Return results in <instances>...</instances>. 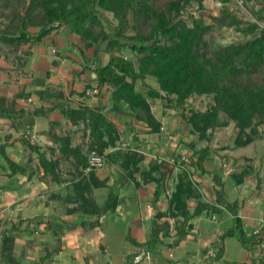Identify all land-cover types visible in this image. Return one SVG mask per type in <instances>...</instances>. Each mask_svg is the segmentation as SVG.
Returning a JSON list of instances; mask_svg holds the SVG:
<instances>
[{"label": "trees", "instance_id": "trees-1", "mask_svg": "<svg viewBox=\"0 0 264 264\" xmlns=\"http://www.w3.org/2000/svg\"><path fill=\"white\" fill-rule=\"evenodd\" d=\"M10 0H0L2 7L8 6ZM19 6L24 7L18 13L16 26L13 31H1L0 41L9 44H44L46 41H54L63 27H67L73 35L79 38L78 44H74L77 50L85 58L81 74L89 67L91 60L86 53L93 52V61L99 58L101 51L108 54L107 62L98 64L94 71L95 80L99 86H107L110 91V110L135 119H142L148 123L151 134L160 133L162 122L155 116L152 105L156 99H160L165 106L175 109L188 126H194L193 132L199 133V138L204 139L206 133L221 113L235 120V125L241 130L252 125V115L255 112L264 114V83L256 84L251 76L264 66V31L244 42H232L211 49L212 56L206 57L200 54V46H205L206 32L212 26L205 22L204 17L199 19L185 18L179 15L183 7L184 13L191 2H196L203 8V0H183L181 7L179 1L171 2L169 10H175L176 15H168L163 9H155L151 6V0H17ZM226 1V0H225ZM181 7V8H180ZM182 10V11H183ZM250 10L258 19L264 20V6L256 0ZM110 12L116 24L105 21L104 13ZM152 12L158 20L157 23L145 33L141 29V14L148 15ZM183 13V12H182ZM211 18L226 26H231L241 33H253L257 30L254 23H246L242 26V18L235 8L224 4L221 8L211 10ZM187 19L191 24H187ZM108 24V25H107ZM39 27L36 33L30 28ZM106 43L102 48L101 44ZM138 53V65L129 59L128 52ZM59 52V51H58ZM205 52V51H204ZM32 52H28L29 56ZM56 61H53L55 63ZM27 62H25L26 64ZM51 71L47 72L50 78ZM140 84V85H139ZM90 86H86L81 92L87 94ZM167 92L171 98L169 102L162 98V93ZM214 94V104L211 109L197 110L191 107L190 113H180L181 107L192 94ZM36 94L42 101L48 102L40 107H19L18 100L28 99ZM123 102L127 104L124 106ZM183 108V107H182ZM58 111L70 125L83 123L90 134L89 147L81 138H72L69 133L60 134V121H50L51 128L48 134L58 144L59 151L52 157H48L47 151H42L41 146L32 144L26 136L21 140L32 152L37 153L38 162L48 177L58 179L59 166L62 161H71L69 178L72 183L67 195L69 203L65 211L67 213H80L84 218L94 217V220L83 219L85 228H93L103 217H107L116 211L119 194L116 187L119 181L126 179L127 184H138L140 178L143 182H155L153 202H156L164 189H169L172 177V169L166 166L165 161H151L149 170L142 169L144 154L137 148L133 149L129 143L121 147L122 134L113 120L107 116L102 108H92L88 104H81L74 108L71 106V97L64 90L53 87L50 82L44 88L29 89V85L20 84L11 97L0 95V115L9 123L11 128L28 130L33 127L36 117L49 118L50 114ZM133 111V113H132ZM123 117V118H124ZM259 122L264 123V119ZM226 123V122H223ZM129 129L135 131L132 122L127 121ZM257 138H264V132L256 129L246 134L244 140L236 142L237 147H246ZM134 141L140 144V139L135 132ZM177 142H182L180 138ZM192 140L189 144L195 149V164L202 173H208L205 162L216 150L209 146L199 148ZM196 143V142H195ZM6 143H0V153L9 161L14 170H25L17 161L10 159L6 152ZM95 149L105 157L107 164L112 168L111 175L101 176L96 169L85 172L88 163V152ZM139 148V147H138ZM196 154V155H195ZM176 190L168 200V210L159 211L153 218L149 241L140 243L130 234L126 239L134 245L145 248L157 263L161 251L155 248L157 243H162L163 238L171 233L170 222L162 221L169 216L175 219L176 239L175 244L188 235L193 229L192 220L201 216L205 210L210 213L216 207L204 200V195L193 180V172L182 168ZM158 171L155 176L154 172ZM212 175L211 173H209ZM114 178V183L105 197L104 203L99 205L95 195V188L108 186V182ZM215 181L214 192L218 203L227 206L231 211L238 206V202L228 203L225 199L224 184L218 174L212 175ZM195 201L193 212L191 202ZM54 226V234L61 241L68 225L62 222L51 223ZM12 229L5 230L2 235V247L0 251V264H22L19 252L16 250L15 236ZM226 235L236 236L243 245L252 249L254 245L261 244L264 240V229L254 236L247 235L243 220L240 216L233 217V227ZM224 247H221L216 255H223ZM130 264H132L129 261Z\"/></svg>", "mask_w": 264, "mask_h": 264}, {"label": "crops", "instance_id": "crops-1", "mask_svg": "<svg viewBox=\"0 0 264 264\" xmlns=\"http://www.w3.org/2000/svg\"><path fill=\"white\" fill-rule=\"evenodd\" d=\"M49 43L57 47L59 52H49ZM78 43H80L79 38L73 35L67 27H63L55 36L54 41L48 40L44 44H37L39 50L32 52L26 63L27 69L33 70V77L28 83L29 89L44 88L48 82L57 89L62 87L61 74L59 73L64 67L62 65H67L66 73L69 74V78L75 76L76 79L73 81L74 78H72V82L75 83V89L78 91L73 98L70 93L62 89L71 97V106L77 108L84 103L92 108L100 107L106 113L110 107V91L107 86H99L95 80L97 75L94 68L100 63L105 64L108 54L101 52L99 58L93 61V52H87L86 55L91 59L89 60L90 65L83 73L78 74L85 61L74 45ZM41 47H44V51H41ZM44 60H46V65L42 72H39L40 63ZM53 61L56 62L53 63ZM49 70L52 73L50 78L47 77ZM85 78L87 80H84ZM39 82L44 85L40 87ZM94 83H97L98 88L94 89ZM88 85L90 88L87 94L82 96L81 92ZM91 89L93 90L89 92ZM99 92L101 95L98 94ZM0 95L5 94L0 93ZM35 97L38 98L36 94H33L31 98ZM123 104L127 106L125 102ZM161 105L163 106L164 103L160 99H156L152 105L155 116L162 122L160 133L154 134L150 133L148 123L142 119L138 120L131 116L124 117L116 112L112 113L114 117L106 114L117 125L122 136L133 141L131 144L129 142L130 146L144 154L142 169L149 170L151 161L155 160H164L166 166L172 169L169 189H164L159 199L153 202L155 182L146 183L140 178H138V184L134 182L127 184L126 179L119 181L116 190L121 201L116 211L101 218L100 223L91 229L85 228L82 221L83 219L94 220V217L84 218L80 213L73 214L65 211L68 206H71L67 201L69 193V189L66 187L68 181L65 178L68 176L67 171L59 169L60 177L58 179L46 176L38 162L37 153L30 156L31 150L21 140L23 136H26L32 144L41 146L42 151L50 152L51 147H55V153H57L59 151L58 144L47 133L48 127L45 128L46 131L43 128L45 120L42 118L45 117H36L33 128L25 130L11 128L7 120L0 115V143H6V152L10 159L17 161L25 169L23 171L14 170L15 168L0 153V251L3 232L13 228L14 245L19 252L22 264H130L129 261L132 264H264V240L261 244L254 245L252 249L243 245L236 236H234L237 240L235 242L231 240L232 242L229 243L227 237L222 239L223 241L221 240V234L227 233L233 227L235 215L242 218L244 229L249 236L258 234L259 232L255 233L257 229H264V199L254 201L249 197V204L239 205L240 200L242 202L243 199H246L244 193L239 195L238 190L236 194L231 193L229 182H226L227 180L223 176L225 199L228 203L238 202V206L231 211L227 206L218 203L214 187H212L214 200H209V202L216 207V210H211L210 213L205 210L201 216L193 219V229L178 244H175V219L170 215L163 217L162 221L170 222L171 233L163 238L162 243L155 245V248L161 251L157 263L153 262L151 254L145 248L136 246L126 239L127 234H130L140 243L149 241L153 218L157 212L168 210V200L176 190L178 176L182 172V168L193 172L194 182L197 183L201 193H204V184L200 185L201 178L194 176L197 171L192 169L190 164L170 163V159L178 155L186 156L188 150L191 151V155L194 154L195 149L182 142H177L181 137L180 134L174 136V132L176 127H180V123H171L170 108L165 105L162 108ZM18 106L29 107L26 99L18 100ZM165 109H169L168 112L165 113ZM48 119L49 122L60 121L61 125L68 124L58 111L52 112ZM127 121L132 122L136 128L135 131L129 129ZM182 125L184 124L182 123ZM76 126L70 125L75 129ZM24 130L32 134L33 139L27 133L24 134ZM74 132L67 130L62 133L59 129V133L62 135L69 133L72 138H78V133L74 134ZM135 132L140 139L139 145L134 141ZM21 134L23 136H20ZM47 155L49 157L50 154ZM205 168L208 169L206 162ZM96 170L101 173L100 177H103L111 175L112 168L106 162L102 169ZM89 171L85 169V172ZM158 173L155 171L154 175L157 176ZM113 183L114 178H111L108 186L95 188L99 205L104 203L110 185ZM51 193L55 195L52 196L53 198L47 199L48 194ZM191 204L190 210L193 212L196 203L192 201ZM62 222L65 224V228L68 225L73 226L66 228L64 235L61 236V241H59L58 236L53 232L54 226L51 223L61 224ZM221 247H224L223 255L216 258ZM146 254L148 255L146 256ZM141 255L143 259L137 261L136 258ZM133 257L135 259L132 260Z\"/></svg>", "mask_w": 264, "mask_h": 264}, {"label": "rangeland", "instance_id": "rangeland-1", "mask_svg": "<svg viewBox=\"0 0 264 264\" xmlns=\"http://www.w3.org/2000/svg\"><path fill=\"white\" fill-rule=\"evenodd\" d=\"M175 1H179L181 7L184 4L183 0H151L150 4L155 9H159V10L163 9L165 12H167V11H171L169 10V6L171 2H175ZM256 1L262 6H264V0H256ZM23 9L24 7L19 6V2L17 0H10L8 6L6 7H2V5L0 4V30L13 31L12 27L16 26V20H18V15H19L18 13H21ZM182 10L183 7L180 9L179 15L181 14L185 17V13H184L185 10L183 11ZM167 13L168 15L171 14L172 16H175L177 14L175 10H172L171 13L169 12ZM203 15L205 22L210 24L212 28L211 30L206 32L204 36V40L207 42V44H205V46H200L198 49L202 56H206V57L212 56L213 52H208L207 50L208 47L211 49H219L216 47H220L221 45H226L232 42H244L257 35L256 32L259 33V31L261 30V27L258 24L254 23L255 21L250 20V17L252 19L255 16V14H253V16L248 15L242 17L243 19L242 26H245L246 23H254L257 25V30L253 33H241L231 26H226V24H221L218 21L213 20L211 18L212 17L211 13L207 12L204 13ZM104 18L105 21L108 20L112 24L117 23V21H115V19L113 18L112 13L110 12H105ZM256 19L261 20L258 19L257 17ZM157 20L158 18L154 14H152V12H149L148 15L142 13L140 18V25L142 31L148 33L150 29L157 23ZM187 24L192 25L191 20L187 19ZM30 30L33 33H36L37 30H39V27H31ZM105 45L106 43L104 42L101 44V47L104 48ZM44 47H41V51H44L43 50ZM48 47H49L48 48L49 52H58V48L55 47L54 45L49 43ZM35 50H39L37 45L34 46L33 45L31 46V44L15 45L0 41V93L1 94L2 93L5 95L7 94L6 96L11 97L13 92L17 90L20 84L28 85L30 78L33 77L32 76L33 70L27 69V64H25V62H27V60H29V57L31 56V54L29 56L28 52H34ZM127 54L129 56V59L134 60L135 62H137L138 65L137 57L139 56V54L135 53V51L128 52ZM45 65H46V60L40 63L41 68H39L40 70L38 71L42 72ZM62 66L64 67L61 69V72L59 74H61V82L63 86L59 87L57 90L59 91V89L61 90L65 89V91H67V93H70L71 96L73 97L78 92L75 89L76 88L75 83L72 82V78H74L73 81H75L76 78L75 76L74 77L72 76V78L70 77L71 78L70 80L69 74L66 73L67 65L66 66L62 65ZM251 78L256 84L264 83V66L259 71L254 73L251 76ZM84 80L87 79L85 78ZM40 83L41 82H39L38 85L42 87L44 83L41 84ZM94 84H95L94 89L98 88L97 83ZM92 90L93 89L89 90V92H91ZM98 94H100V92ZM173 96L176 97V95ZM173 96L170 97L173 98ZM31 97L26 99L27 105H29V107L31 108H35L37 106H41L48 103L42 101V99H40L39 97L38 98L36 97L31 98ZM93 102L96 103V101ZM214 102H215L214 94L212 93L203 94V95H198L194 93L185 101L184 106H182L183 108L181 107L180 113L182 112L190 113L189 111L191 110V107L202 111L207 108L211 109V106L214 104ZM163 106L161 105L162 108H164ZM168 110L169 109H165L164 112L166 113L168 112ZM169 111L172 112L171 113L172 117L170 119V122L171 123L176 122L177 124L180 123V127L178 128L176 127L174 136L180 134V137L182 138V143H184L186 146L189 147L190 142L194 140L196 143L195 142L193 143L196 145L197 150L205 146H209L214 151L216 150V153H213L206 161L208 173H202L200 171L198 166L195 164L196 157L194 156V154L191 155L190 150L186 152L187 153L186 156L188 157L189 161L182 160L180 164V165L190 164V167L198 172V173L195 172L194 176L196 175L195 177L201 178V181H199L201 186L202 183L204 184L203 185L204 193L202 194L204 195L203 197L206 202H209V200L210 201L214 200L212 187H214L213 185L215 181L212 178L213 174H218L221 177L223 176L227 180L226 182H229V189L231 193L236 194L237 190L239 195L242 194V192L244 193L246 199H243L242 202L240 200L239 205L244 206L243 204L245 203L249 204L248 200L250 198H252V200L254 201L257 199L259 200L264 199V138H257L253 140L246 147H237L236 145V142L238 140H244L246 138V134L250 131H253V129H256L258 132H264V123L259 122L260 119H264V114L262 112L256 111L255 115H252V120H253L252 125L247 127L245 131L244 130L241 131L235 125V120H232L229 117H227L225 113H221L217 121L211 124V127L206 133V137L203 140L202 139L198 140L199 133L193 132L194 126L192 125L188 126L187 123L180 116H178V113L176 112L175 109L170 108ZM106 113L111 117H114L112 116L113 115L112 113L114 112L110 110V107L108 108ZM42 119L45 120V122H43L45 123L44 125L45 127L43 128L46 131L45 128L48 127L47 130L48 133L51 128V124H49L50 123L49 119L46 118H42ZM182 123L184 125H182ZM32 128H30L29 130H31ZM59 129L62 133L64 131L67 132V130H71L72 132L75 131L76 134L78 133L77 137L83 139L84 143L86 142L85 148L89 147L90 134L83 123L77 125L76 129L75 127H70V125L68 124L59 126ZM23 133L25 134L27 132H25L24 130ZM22 134L20 136H23ZM27 134L31 139H33V137H31L32 134L29 133ZM128 136L131 135L128 134ZM129 142L131 144V142L133 141L129 138L126 139V137H123V139H121V141L119 142V145H121V147H125L123 144L125 143L127 144ZM130 144L127 146L130 147ZM174 144H177V142L176 143L174 142ZM93 150L95 149L94 148L90 149L88 155ZM55 152H56L55 147H51V151L48 152L50 154L49 157H52L55 154ZM33 154L36 153L32 152L30 156H34ZM180 158H181L180 155L175 157L176 162L180 160ZM70 163L72 162L62 161L60 163L59 169L62 171L65 170L69 171L71 166ZM102 168H97V169H102ZM209 173H211L212 175H210ZM69 177H65V178H69ZM258 182L260 183L259 189H257ZM66 185H67L66 187H71L72 183L68 181ZM54 195H55L54 193H51L50 195L48 194L47 199L53 198L52 196ZM260 195H262L263 197H259ZM226 237L229 243L232 241L235 242L236 240V238L232 235H226V233L221 234V240L222 239L224 240V238ZM140 257L143 258L142 255Z\"/></svg>", "mask_w": 264, "mask_h": 264}, {"label": "built area", "instance_id": "built-area-1", "mask_svg": "<svg viewBox=\"0 0 264 264\" xmlns=\"http://www.w3.org/2000/svg\"><path fill=\"white\" fill-rule=\"evenodd\" d=\"M253 3V0H203V8H200L199 5L196 2H191V4L187 7L185 12V18H193V19H199L201 16L204 17V13H210L212 9L214 8H221L224 6V4L231 5L235 8L238 15L242 18L243 16L251 15L253 16L250 7ZM250 20L255 21L254 23L258 24L261 27V30L264 31V20H257L254 16L252 19L250 17ZM182 160L189 161L188 157L185 155H182L180 160L176 162L175 158L170 159V163L172 164H178L180 165ZM88 170L91 169H97L102 168L105 166V157L101 154H99L97 151L93 150L88 155ZM260 229H257L255 233H258ZM148 254H146L147 256ZM143 259L142 257L136 258L137 261Z\"/></svg>", "mask_w": 264, "mask_h": 264}, {"label": "water", "instance_id": "water-1", "mask_svg": "<svg viewBox=\"0 0 264 264\" xmlns=\"http://www.w3.org/2000/svg\"><path fill=\"white\" fill-rule=\"evenodd\" d=\"M162 98L163 99H167L169 102L171 101V98H170V96H169V94L167 93V92H165V93H162ZM260 188V183L258 182V184H257V189H259ZM237 211V210H236ZM236 211H235V213H236ZM133 259H135L134 257L132 258V260Z\"/></svg>", "mask_w": 264, "mask_h": 264}]
</instances>
